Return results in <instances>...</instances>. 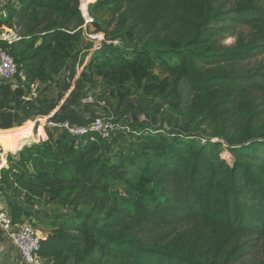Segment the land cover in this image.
<instances>
[{
    "label": "trees",
    "instance_id": "1",
    "mask_svg": "<svg viewBox=\"0 0 264 264\" xmlns=\"http://www.w3.org/2000/svg\"><path fill=\"white\" fill-rule=\"evenodd\" d=\"M81 1L16 0L1 22L16 28L30 18L18 41L0 45L10 48L29 85L56 83L80 50ZM95 1L126 36L138 30L140 45L131 52L105 47L85 68L91 76L124 90L121 98L135 86L169 99L174 112L190 110L199 126L214 127L243 105L250 125L259 123L245 99L264 95V66L243 70L264 53V0H244L229 10H216V0ZM241 27L252 30L251 39L240 36L231 50L223 40ZM114 122L119 129L110 143L94 132L76 138L46 129L44 153L26 148L19 161L9 158L3 171L8 190L68 208L36 227L45 235L39 251L45 264H238L264 245V140L231 146L230 164L212 139L169 140L159 130L137 134L142 126L131 132ZM37 136L46 138L42 124ZM97 195V207L79 210ZM9 206L13 224L28 219L22 207Z\"/></svg>",
    "mask_w": 264,
    "mask_h": 264
},
{
    "label": "rangeland",
    "instance_id": "2",
    "mask_svg": "<svg viewBox=\"0 0 264 264\" xmlns=\"http://www.w3.org/2000/svg\"><path fill=\"white\" fill-rule=\"evenodd\" d=\"M243 1L244 0H216L214 8L216 10H229ZM95 2V0L93 2H89L88 0L82 1V3H84V9H86L89 5V18L93 20V24L96 23L100 27L101 31L99 32L105 34L107 42L121 41V46L114 43L104 44L102 45V50L105 47H108L109 49L121 48L122 50L131 52L135 46L140 45V32L138 30L134 32L133 37L126 36L124 33H122V31H120V28L116 27L117 20L112 21V18H110L105 11H97L94 8ZM11 8L12 6L7 5L6 17H0V29L12 30L19 36H22L27 31V27L31 26L29 16L23 21L19 20L20 26H16V28H9L7 27L6 23H1L7 20V16H9ZM55 19L56 18L53 20ZM17 22L18 19L14 21V24ZM93 24L92 26H87L85 31L83 30V22L82 27L78 29H82V43L80 45V50L68 61L66 68L63 69L61 74L56 78L57 82H59L61 76L66 73V71H73V76H75L77 64H79L81 61L83 65V60L88 58L85 67L81 71V78H79L75 84V91L80 90L81 97L93 96L95 98L96 103L88 106V108L91 109L88 112L92 114L93 118L97 117L98 115L114 117V119L119 121L122 127L129 128L131 132L132 126H142L141 129H136L135 132L137 134H140L143 129L152 130L153 132L159 130L160 133H162L161 135L167 137L169 140H172L176 136H197V138L212 139L213 142L222 144L221 156L230 164L233 162V158L230 154L231 146L243 144L251 138H259L264 140V95L258 94L245 99L246 101L251 102L253 104L252 106L256 108V112L260 114V121L256 125H250V111L246 107L247 105H243L231 116L220 120L216 126L211 128L199 126V119L190 113V110L183 114L174 112L169 106V99H165L164 97L156 95H145L142 91L137 90L135 86H131L129 94L124 98H121L122 94L125 92L124 90L121 92L116 86L109 85L101 81L95 74L91 76L90 71L85 69L95 56V53L83 54L84 51H87L92 47L91 42L86 40L87 37L85 34L94 31V29L96 30ZM251 35L252 30L250 28L241 27L238 29L235 36L224 39L223 43L229 49L234 50L237 46L240 36L242 38H246L249 42ZM6 49L10 51L9 47ZM263 66L264 53H261L251 62H249L246 67H244L243 71L245 73L250 71L254 72ZM83 73H85L84 77H82ZM15 80H17L18 84L25 85V89H27L25 92L32 91L30 87H32L34 91H38V88L42 87V85L39 84L29 85L31 82L28 80L26 82L24 72H22V76H18ZM56 105L57 103H52L50 104V108H53ZM20 107H24L23 111L27 112V108L32 111V107H27L25 103ZM129 130L127 131L128 133ZM40 138V136L39 138L37 136L38 140ZM43 143L36 144L34 148L26 145L21 149L20 146L17 157L20 158L26 148L31 152L41 149V151L44 153L46 149L44 146L42 147ZM42 155L44 156V154ZM111 157L115 161H118L117 150L111 151ZM9 158L15 157L9 155ZM22 158H27V155L24 154V157ZM45 163L47 165H51L52 159L47 157ZM26 168L27 166L23 164L21 169L23 170ZM28 168L31 173H34V169L31 166ZM61 171L62 175L67 174L64 168H62ZM12 192L14 193L11 194V201L8 203L22 207L24 212L28 214V219L24 224H31L35 227H39L47 215L54 216L62 214L68 209L61 201L51 202L45 197H31L17 187H13ZM112 196L113 194H110V199H112ZM101 200V197L97 195L92 198L88 204L81 206L79 210L90 212L93 208L98 206ZM71 212L74 213L73 211ZM263 258L264 245L258 244L251 254L238 264H260Z\"/></svg>",
    "mask_w": 264,
    "mask_h": 264
},
{
    "label": "crops",
    "instance_id": "3",
    "mask_svg": "<svg viewBox=\"0 0 264 264\" xmlns=\"http://www.w3.org/2000/svg\"><path fill=\"white\" fill-rule=\"evenodd\" d=\"M87 60L88 58L83 60L84 67ZM79 63L82 64L81 61ZM76 78L73 77V71H66L59 82L42 85L41 88H38V91H34L30 87L32 91L29 92H25V90L27 91L25 85L18 84L17 80L1 83L0 144L7 142L9 145L21 146V149L29 145L37 139L39 127L41 124L43 125V121L48 116H53L56 120H68L78 125H87L93 117L88 112L91 110L90 108H79L77 104L81 97L80 90H76L70 97V94L75 90L76 82L74 80ZM70 89H73V91L68 93ZM24 103L27 107H32V111L28 108L27 112L23 111L24 107L20 106H23ZM52 103H57V105L50 108ZM43 131L46 138L41 137L37 144L47 140L46 128L43 127ZM13 159L16 162L19 161L18 157ZM12 193L5 187V191L0 196V209L4 210L10 219L11 209L8 202L11 201ZM23 220L24 224L26 220L24 218ZM18 260V250L13 245L7 232L0 226V263L12 264Z\"/></svg>",
    "mask_w": 264,
    "mask_h": 264
},
{
    "label": "built area",
    "instance_id": "4",
    "mask_svg": "<svg viewBox=\"0 0 264 264\" xmlns=\"http://www.w3.org/2000/svg\"><path fill=\"white\" fill-rule=\"evenodd\" d=\"M82 1L80 3V11L84 18L83 30H85L87 26L93 24V20L89 18V5L84 9ZM7 5H16V0H0V17H6ZM85 35L87 37L86 40L91 42L92 47L84 51L83 54H96L102 50V45L104 44L114 43L121 46V41L107 42L105 34L95 29ZM19 39V35L14 31L0 29V44H12ZM83 68L84 66L82 64H77L76 74L73 76L74 78L77 77L76 80H74L75 82L81 78V71ZM18 76H22V66L15 61L14 57L7 49L0 47V84L15 80ZM71 91H73V89H70L68 93ZM74 92L75 90L70 94V97ZM94 103H96V100L93 96H83L77 101L79 108H86ZM114 120V117L98 115L91 119L87 125H78L68 120H56L55 117L48 116L45 118V121H43V127L50 130L65 131L76 138H81L89 132H94L101 136L107 143H110L113 133L119 129ZM8 168L9 155H6L0 146V196L5 191L3 171ZM0 226L7 232L19 253V260L12 264H45L44 260L39 255L41 243L45 235L38 230V228L31 224L14 225L6 212L2 209H0Z\"/></svg>",
    "mask_w": 264,
    "mask_h": 264
},
{
    "label": "bare ground",
    "instance_id": "5",
    "mask_svg": "<svg viewBox=\"0 0 264 264\" xmlns=\"http://www.w3.org/2000/svg\"><path fill=\"white\" fill-rule=\"evenodd\" d=\"M0 146L6 155L17 157V154L19 153V145H9L7 142H4L1 143Z\"/></svg>",
    "mask_w": 264,
    "mask_h": 264
}]
</instances>
